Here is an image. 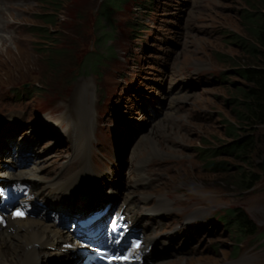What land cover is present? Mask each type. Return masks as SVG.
Returning <instances> with one entry per match:
<instances>
[{"label":"rangeland","instance_id":"obj_1","mask_svg":"<svg viewBox=\"0 0 264 264\" xmlns=\"http://www.w3.org/2000/svg\"><path fill=\"white\" fill-rule=\"evenodd\" d=\"M102 1L61 0L62 3L58 5L65 10L58 12V19L52 25L46 17V14L55 12L54 7L49 6L50 0H0V100L22 96L13 87L31 80L40 89L33 92L34 102H42L41 95L49 97L59 94L70 82V70L76 56V60H81L83 55L98 50L99 46L100 51L103 49L107 54L108 47L121 51L133 41L142 42V29L137 23L145 19H141L140 15L157 6V11L153 12L163 23L165 36L170 38L169 42H157L160 64L154 66L153 60H147L142 74L146 83L152 84L153 94H161L155 108L149 111L148 107H145L146 111L135 108L127 112L133 115L135 112L136 124L141 121V126L140 131L122 143L123 152L128 153L126 164H123L125 170H129L125 188L134 190L135 195L143 193V173L134 174L133 170L146 169L153 159H171L173 162L166 166L170 169L165 170L167 178L152 191L157 195L169 194L171 198L174 197L173 192H178L177 197L186 206L197 204L193 207L195 220H199L201 215L200 219L206 218L201 227L203 220L193 226L183 223L187 211H177L181 218L175 222L171 216H164L169 226L166 230H173L172 238H177L180 246L174 254L160 257L154 263L264 264V246L255 247L251 236L238 240L240 236L227 218L230 212L228 206L231 209L242 208L259 229L264 230V125L243 127L240 124L242 128L237 135H232V125L236 120L234 116L237 114L235 101L241 98L240 89L245 84V80L234 70L240 66L258 64V57L251 55L241 44V38L248 39L244 14L249 8L255 12L261 10L262 1L129 0L122 3L112 18H103L101 27H98L95 22ZM138 2L143 5L139 6ZM23 24L26 28L21 32ZM31 25L48 28L50 39L44 34L34 35V29L28 30ZM111 33L117 35L115 40L98 45L99 36L105 42L104 37ZM157 37L163 39L161 33ZM73 48L75 51L70 52ZM54 49L59 51L53 59L47 60L45 54L49 53L46 50ZM192 66L195 69L213 70L211 75L201 77L196 70L192 74ZM146 67H149V71ZM181 77L186 80H180ZM93 81L90 75L84 79L81 77L79 84L90 82L91 90H94L96 86ZM156 81L163 84V90L159 89ZM31 90L32 87L30 95ZM32 108L36 109V106ZM30 109L31 104L27 110ZM97 109L103 112L100 104ZM6 118H13L22 126L25 135L32 134L26 143L35 148L43 139L49 144L57 142L47 127L38 124V115L30 119L28 112L17 110L0 121ZM131 118L133 121V116ZM131 125L128 124L132 129ZM250 135L255 136L252 152L243 156L230 151L228 147L232 142ZM150 139L158 141L156 145L160 151H153ZM200 151L206 152L202 154ZM51 153L48 151L43 155L48 157ZM5 156L3 165L6 163L12 174L5 171L7 166L3 165L0 174L15 177L13 173L20 171L27 176L26 181L37 176L35 171L38 167L17 163L10 154ZM52 159L60 161L53 155L45 160L46 165L52 163ZM214 161L216 167H209ZM57 165L62 168L64 160ZM245 167L262 176L250 190H243L238 180L239 170ZM143 172L148 179L149 174ZM136 179L137 186H133ZM137 203L144 204L142 200H137ZM40 255V264H52L49 259L56 253L45 251ZM8 260H4L3 264Z\"/></svg>","mask_w":264,"mask_h":264},{"label":"trees","instance_id":"obj_2","mask_svg":"<svg viewBox=\"0 0 264 264\" xmlns=\"http://www.w3.org/2000/svg\"><path fill=\"white\" fill-rule=\"evenodd\" d=\"M61 0H50L49 6L54 7L55 12L52 14H46L48 18V23L54 25L58 19V12L65 10L62 6H59L58 3ZM129 0H103L98 11L97 24L98 27H101L102 19L105 17L112 18L115 11H117L122 3L128 2ZM262 1V9L259 11H253L250 8L245 10L244 19L247 23V36L248 39L241 38V44L244 48L248 49V52L258 57V64L240 66L237 69L235 68L234 72L236 75L240 76L245 80L244 86L240 89L241 98L235 101V107L237 108V114L235 117V124L233 126V136H236L238 131L243 127H254L255 125H264V0ZM62 3V2H60ZM68 27V25H67ZM45 35L50 39L51 35L49 30L46 27L34 26V35ZM104 34V32H103ZM117 35L108 34L104 37L105 42H102L101 37L97 38L98 45L106 44L108 40H115ZM73 39V38H72ZM74 42V41H73ZM71 43V42H70ZM74 45V44H73ZM75 46V45H74ZM76 48V47H75ZM75 48L72 49L73 52ZM109 53L104 54V50L100 51V46L97 49H94L92 52L87 53L84 58L85 61L80 63L79 72L82 70V67L85 66V62L89 63L93 69H99L105 67L107 60L115 55L116 47H108ZM59 51V50H58ZM57 50H46L49 54H45L47 60L53 59ZM52 55V56H51ZM77 57V56H76ZM73 60V68L70 70V82L60 91L59 94L55 96H60L64 93V90L71 84L72 80L75 78L76 73L73 69L77 67V60ZM86 68V67H85ZM76 71V70H75ZM40 90V89H39ZM43 97L44 95H41ZM52 97V96H49ZM242 124V125H240ZM255 147V136L250 135L239 140H235L229 145L230 151H235L243 156H247L250 152L253 151ZM205 149V148H204ZM207 149V148H206ZM213 150V148H212ZM206 151H200V153L205 154ZM216 162H211L209 167H216ZM262 179V176L254 174L250 168H241L239 170L238 180L240 187L243 190L252 189L258 181ZM228 214V219L231 221L233 228L237 231L238 240H242L246 236H251L254 241H260L261 245L264 244V230H260L259 226L255 221L250 217V215L242 208L231 209ZM239 248V246H238ZM239 255V254H238Z\"/></svg>","mask_w":264,"mask_h":264},{"label":"bare ground","instance_id":"obj_3","mask_svg":"<svg viewBox=\"0 0 264 264\" xmlns=\"http://www.w3.org/2000/svg\"><path fill=\"white\" fill-rule=\"evenodd\" d=\"M150 142L153 151H160L156 145L158 143L157 140L150 139ZM5 155L3 157H6ZM36 167L39 168H37V171L41 169L39 166ZM32 170L35 171L34 169ZM10 173L12 174V171ZM13 175L23 182L27 180V176L20 171H15ZM34 177H30L28 182L36 183L31 180ZM158 204L163 209L168 208L167 199L164 196L158 200ZM62 235L64 233L52 222H48L41 217L25 216L20 218L12 212L8 215L7 226L0 227V264H3L6 259L10 260L6 261L8 263L5 262V264H40L42 262L40 254L44 252L38 245L40 243H54L56 246L60 243L59 238ZM144 255L149 256V253L144 252L143 257Z\"/></svg>","mask_w":264,"mask_h":264},{"label":"snow or ice","instance_id":"obj_4","mask_svg":"<svg viewBox=\"0 0 264 264\" xmlns=\"http://www.w3.org/2000/svg\"><path fill=\"white\" fill-rule=\"evenodd\" d=\"M17 215H23V213H17Z\"/></svg>","mask_w":264,"mask_h":264}]
</instances>
